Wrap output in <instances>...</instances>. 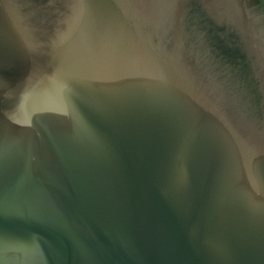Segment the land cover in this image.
<instances>
[{
	"label": "water",
	"instance_id": "1",
	"mask_svg": "<svg viewBox=\"0 0 264 264\" xmlns=\"http://www.w3.org/2000/svg\"><path fill=\"white\" fill-rule=\"evenodd\" d=\"M0 264H264L245 0H0Z\"/></svg>",
	"mask_w": 264,
	"mask_h": 264
},
{
	"label": "flooded vegetation",
	"instance_id": "2",
	"mask_svg": "<svg viewBox=\"0 0 264 264\" xmlns=\"http://www.w3.org/2000/svg\"><path fill=\"white\" fill-rule=\"evenodd\" d=\"M249 8H253L258 18L264 25V0H245Z\"/></svg>",
	"mask_w": 264,
	"mask_h": 264
}]
</instances>
